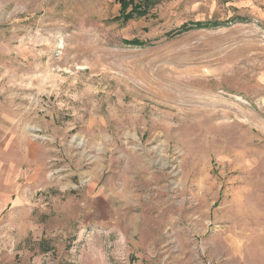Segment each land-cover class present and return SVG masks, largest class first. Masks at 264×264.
Wrapping results in <instances>:
<instances>
[{
  "label": "rangeland",
  "instance_id": "374dc122",
  "mask_svg": "<svg viewBox=\"0 0 264 264\" xmlns=\"http://www.w3.org/2000/svg\"><path fill=\"white\" fill-rule=\"evenodd\" d=\"M141 1L0 0V264H264V0Z\"/></svg>",
  "mask_w": 264,
  "mask_h": 264
},
{
  "label": "trees",
  "instance_id": "16d2710c",
  "mask_svg": "<svg viewBox=\"0 0 264 264\" xmlns=\"http://www.w3.org/2000/svg\"><path fill=\"white\" fill-rule=\"evenodd\" d=\"M121 2V6H122V11L125 12L126 9L129 7V5L131 3H134L133 0L129 1V0H119ZM157 0H142L141 2H139L138 4H134L133 9L131 10V12L127 13L124 15V18L126 20L131 19L135 16H141L144 15L145 13H147L155 4H156ZM218 22H188L183 24L179 30H177L176 33L179 32H183V31H188L191 30L193 28H201V27H207V26H212V25H216Z\"/></svg>",
  "mask_w": 264,
  "mask_h": 264
},
{
  "label": "crops",
  "instance_id": "0c3cea01",
  "mask_svg": "<svg viewBox=\"0 0 264 264\" xmlns=\"http://www.w3.org/2000/svg\"><path fill=\"white\" fill-rule=\"evenodd\" d=\"M4 179L2 178V176L0 175V194H2L3 192L2 191H5L4 190ZM6 193H3V195H5Z\"/></svg>",
  "mask_w": 264,
  "mask_h": 264
},
{
  "label": "built area",
  "instance_id": "2783aa9c",
  "mask_svg": "<svg viewBox=\"0 0 264 264\" xmlns=\"http://www.w3.org/2000/svg\"><path fill=\"white\" fill-rule=\"evenodd\" d=\"M203 264H214L210 259H205Z\"/></svg>",
  "mask_w": 264,
  "mask_h": 264
}]
</instances>
